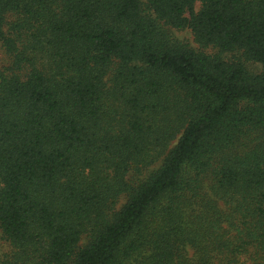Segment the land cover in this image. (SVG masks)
Returning <instances> with one entry per match:
<instances>
[{
    "label": "trees",
    "instance_id": "16d2710c",
    "mask_svg": "<svg viewBox=\"0 0 264 264\" xmlns=\"http://www.w3.org/2000/svg\"><path fill=\"white\" fill-rule=\"evenodd\" d=\"M0 47V264H264V0H0Z\"/></svg>",
    "mask_w": 264,
    "mask_h": 264
},
{
    "label": "rangeland",
    "instance_id": "374dc122",
    "mask_svg": "<svg viewBox=\"0 0 264 264\" xmlns=\"http://www.w3.org/2000/svg\"><path fill=\"white\" fill-rule=\"evenodd\" d=\"M143 1H146V0H143ZM199 7H200V3L197 2L196 8L199 9ZM174 33L178 38L184 39V40L188 41L189 43H191L193 46L197 47V44L194 42V38H193L192 33L190 32L189 29L174 30ZM207 52H209V53L215 52V50L207 49ZM227 56H229V54H225V57H227ZM7 65H8L7 57H6L5 53L3 52L2 48L0 47V68H4ZM248 66L250 69H252L254 71H260L261 70V65L258 63L249 62ZM124 202H125V198L122 197L119 206H121ZM9 250H10V245H9L8 241L4 238L3 233L0 229V255L5 254ZM239 264H251V263L248 260H246L244 257H242Z\"/></svg>",
    "mask_w": 264,
    "mask_h": 264
}]
</instances>
